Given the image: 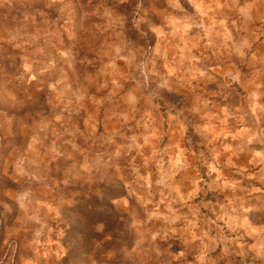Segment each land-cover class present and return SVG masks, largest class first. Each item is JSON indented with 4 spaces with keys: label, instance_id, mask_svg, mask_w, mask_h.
<instances>
[{
    "label": "rangeland",
    "instance_id": "obj_1",
    "mask_svg": "<svg viewBox=\"0 0 264 264\" xmlns=\"http://www.w3.org/2000/svg\"><path fill=\"white\" fill-rule=\"evenodd\" d=\"M0 264H264V0H0Z\"/></svg>",
    "mask_w": 264,
    "mask_h": 264
}]
</instances>
